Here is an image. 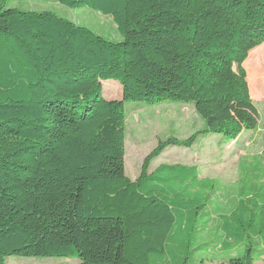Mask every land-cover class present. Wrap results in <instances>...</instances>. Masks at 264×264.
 <instances>
[{
    "label": "trees",
    "instance_id": "trees-1",
    "mask_svg": "<svg viewBox=\"0 0 264 264\" xmlns=\"http://www.w3.org/2000/svg\"><path fill=\"white\" fill-rule=\"evenodd\" d=\"M57 1L110 16L121 39L0 0V264H205L214 249L228 264L264 258L260 162L241 166L225 205L221 185L195 165L148 172L168 146L258 127L264 0ZM108 79L120 99L102 96ZM130 101L188 103L203 123L187 139L160 140L134 180L124 170Z\"/></svg>",
    "mask_w": 264,
    "mask_h": 264
},
{
    "label": "rangeland",
    "instance_id": "rangeland-1",
    "mask_svg": "<svg viewBox=\"0 0 264 264\" xmlns=\"http://www.w3.org/2000/svg\"><path fill=\"white\" fill-rule=\"evenodd\" d=\"M7 6L23 10L53 11L106 39L115 41L121 39L110 16L87 7L69 8L57 0H9ZM254 49H256V55L264 58V43ZM254 49L250 52L255 51ZM110 80L112 79L102 82V96L105 99H120L122 97L120 83L118 81L109 82ZM253 103L259 118V125L255 130H245L231 141L226 140L222 135L199 134L189 147L168 146L150 161L148 172H152L161 164L195 165L200 178L209 177L218 181L222 190L216 194V197H220L219 203L225 205L233 194L240 176L241 166L251 167L256 162H260L262 167H259V170L264 169V157L262 156L264 149V99L256 97ZM125 116L124 170L131 180L138 177L143 159L157 146L160 140H165L168 137L184 140L203 129L201 119L195 113L193 106L188 103L125 102ZM212 235L208 234V236ZM235 254V250H232L231 255ZM203 257L205 264H228L227 255L220 249L204 253ZM79 263L80 259L76 256H7L5 258V264ZM255 264H264V258L258 257Z\"/></svg>",
    "mask_w": 264,
    "mask_h": 264
},
{
    "label": "crops",
    "instance_id": "crops-1",
    "mask_svg": "<svg viewBox=\"0 0 264 264\" xmlns=\"http://www.w3.org/2000/svg\"><path fill=\"white\" fill-rule=\"evenodd\" d=\"M109 82H116V81H114V80H110Z\"/></svg>",
    "mask_w": 264,
    "mask_h": 264
}]
</instances>
